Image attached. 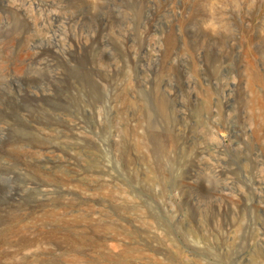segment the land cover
Instances as JSON below:
<instances>
[{
  "label": "rangeland",
  "instance_id": "1",
  "mask_svg": "<svg viewBox=\"0 0 264 264\" xmlns=\"http://www.w3.org/2000/svg\"><path fill=\"white\" fill-rule=\"evenodd\" d=\"M0 264H264V0H0Z\"/></svg>",
  "mask_w": 264,
  "mask_h": 264
},
{
  "label": "bare ground",
  "instance_id": "2",
  "mask_svg": "<svg viewBox=\"0 0 264 264\" xmlns=\"http://www.w3.org/2000/svg\"><path fill=\"white\" fill-rule=\"evenodd\" d=\"M36 185H37V188L38 187H40L42 184L41 183H39V182H37L36 183ZM44 216L43 217H41L40 219H39V222H41L42 224H48V212H46L45 214H43ZM22 224H24V223H22ZM27 224V223H26ZM32 225V224H31ZM23 226V225H22ZM21 226V227H22ZM24 229H25V227H24ZM40 235L42 236V235H48V233L47 234H45V232H42L41 230H40Z\"/></svg>",
  "mask_w": 264,
  "mask_h": 264
}]
</instances>
